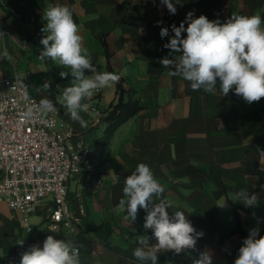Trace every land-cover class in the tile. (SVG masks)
Returning a JSON list of instances; mask_svg holds the SVG:
<instances>
[{
    "label": "crops",
    "instance_id": "1",
    "mask_svg": "<svg viewBox=\"0 0 264 264\" xmlns=\"http://www.w3.org/2000/svg\"><path fill=\"white\" fill-rule=\"evenodd\" d=\"M24 2L34 20L20 17ZM173 3L177 8L174 15L161 0H0V32L4 33L0 36V91L7 80L25 76L38 100L48 96L55 103L62 98L66 87L55 79L46 58H41L44 46L35 31L36 23L46 24L43 11L60 4L71 9L93 65L107 72L111 65L127 78L143 103L108 144L102 143L109 125L103 117L117 101L116 83L82 101L88 106L80 113L86 126L71 120L66 109L56 103L59 127L71 128V144L82 140L89 146L103 186L95 188L81 173L70 175V208L76 214L81 206L86 209L75 230L48 227L52 196L36 206L31 231L21 211L0 201V264H20L21 254L33 245L42 247L48 235L78 246L79 264H140L133 251L139 246V235L151 236V230L143 228L146 213L141 209L131 223L123 210L117 211L125 178L139 163L149 165L164 186L162 198L171 204L169 213L182 211L197 232L203 231L193 256L208 251L212 264H233L246 238L234 231L237 215L247 233L258 226L264 235V98L248 104L234 92L223 97L219 85L215 93L193 91L190 82L170 76L159 63L169 55L163 45L173 35L171 26L179 27L189 12L193 18L205 15L221 22L234 14L264 18V0ZM162 27L168 28L169 37L161 38ZM5 50L10 59L3 56ZM58 70L67 71L61 66ZM66 79L72 81L71 75ZM46 81L51 84L49 92L42 89ZM240 189L257 193L259 206L246 208L233 202V194ZM225 202L226 207H219ZM22 240L23 246L18 244ZM160 254L165 264H192L194 258L186 253Z\"/></svg>",
    "mask_w": 264,
    "mask_h": 264
},
{
    "label": "clouds",
    "instance_id": "2",
    "mask_svg": "<svg viewBox=\"0 0 264 264\" xmlns=\"http://www.w3.org/2000/svg\"><path fill=\"white\" fill-rule=\"evenodd\" d=\"M179 2L176 0V3ZM161 3L170 14H176L173 0H161ZM43 19L46 24L41 31L46 35L41 39L44 46L41 58L51 59L67 69L59 75L66 78L70 74L72 81L59 101L54 103L45 96L35 109L29 107L23 112L22 119L31 121L56 112V103H59L71 120L86 126L80 113L86 112L88 106L82 101L117 83L119 76L99 71L93 65L69 7L50 5L43 11ZM171 31L173 35L169 37L168 28L160 29L161 38L169 37L163 47L170 51L159 61L161 66L168 69L170 76L182 77L190 82L193 91L203 89L206 93H215L219 85L223 97L234 92L248 104L264 98V18L260 15L234 14L221 22L219 19L209 20L205 15L193 18V13L189 12L179 27L171 26ZM3 35L0 32V36ZM3 56L10 59L7 50ZM22 88L27 98V85H22ZM50 88V82L43 83V90L49 92ZM122 191L123 197L119 200L117 211L123 210L125 218L133 223L142 209L146 213L143 228L145 232L151 230V236L137 237L139 246L134 249L133 256L140 264H159L160 252L192 255L197 251V241L203 237V231L197 232L182 211L169 213L171 204L162 198L164 186L155 178L149 165L139 163L135 171L125 178ZM233 195L232 201L242 203L246 208H256L260 204L259 195L255 192L240 189ZM226 206L225 202L219 207ZM260 222V218H257V224ZM153 240L155 243H152ZM18 244L23 246L24 241ZM79 255V247L73 242L48 235L42 247L33 245L21 254L20 264H79ZM193 257L192 264H212L208 251L199 252ZM233 264H264V235L260 234L258 226L251 228L243 239Z\"/></svg>",
    "mask_w": 264,
    "mask_h": 264
},
{
    "label": "built area",
    "instance_id": "3",
    "mask_svg": "<svg viewBox=\"0 0 264 264\" xmlns=\"http://www.w3.org/2000/svg\"><path fill=\"white\" fill-rule=\"evenodd\" d=\"M22 20H34L23 3ZM22 85H27V98ZM39 100L31 94L25 76L6 81L0 91V201L23 213L26 228L33 229L31 215L48 196L53 198L47 225L54 231L75 230L86 213H74L68 201V179L81 173L95 188L103 186L99 165L82 140L71 144L72 130L60 128L55 112L25 121L22 113L35 109Z\"/></svg>",
    "mask_w": 264,
    "mask_h": 264
},
{
    "label": "trees",
    "instance_id": "4",
    "mask_svg": "<svg viewBox=\"0 0 264 264\" xmlns=\"http://www.w3.org/2000/svg\"><path fill=\"white\" fill-rule=\"evenodd\" d=\"M42 28L43 27L41 25L37 23L35 24L36 34L40 39H42L46 35L41 31ZM46 61L49 64L50 70L52 71L55 79L64 87L70 86L71 81L66 78H62L59 75L60 72L58 70L57 64L48 58H46ZM109 72L115 73L119 76V81L116 83V92L118 98L115 103L111 104V107L106 111V115L103 117L105 121L109 122V125L107 126L102 138V143L104 144L110 143L117 129L125 121L135 116L136 113L143 108V103L140 96L137 95L136 89L128 83L127 78L122 76L111 65H109ZM237 220L238 222L234 231H239L247 237L248 233L246 232V230H244L238 215ZM159 259L161 260L159 264H165V260L162 254L159 255Z\"/></svg>",
    "mask_w": 264,
    "mask_h": 264
}]
</instances>
